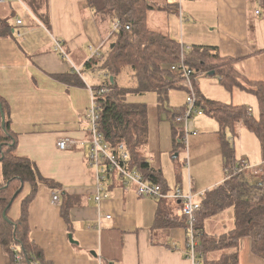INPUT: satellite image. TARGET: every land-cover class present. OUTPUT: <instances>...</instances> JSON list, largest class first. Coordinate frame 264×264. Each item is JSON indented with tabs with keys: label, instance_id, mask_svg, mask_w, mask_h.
I'll return each instance as SVG.
<instances>
[{
	"label": "crops",
	"instance_id": "obj_1",
	"mask_svg": "<svg viewBox=\"0 0 264 264\" xmlns=\"http://www.w3.org/2000/svg\"><path fill=\"white\" fill-rule=\"evenodd\" d=\"M150 3L155 9L147 13V19L153 15L156 20L161 14L162 34L179 42L186 51L196 45L211 46L217 48L221 57L233 60L241 87H235L238 92L234 96L232 92L228 105L248 106L257 115L258 100L248 87L264 85V0ZM43 10H47L48 25L42 24L22 0H0V27L2 22L8 25L4 30L8 35L0 36V100L6 104L10 128L16 136L15 152L34 162L43 178L60 186L56 190L39 187L29 203L30 240L49 264H193L187 255L181 205L175 201L164 200L162 204L140 197L133 184L124 183L112 172L104 174L102 182L108 197L99 203L94 200L96 172L87 163L91 134L86 111L92 92L104 83L103 80L94 86L92 77L97 71L105 76L96 55L98 51L102 54L110 41L111 24H98L88 0H48ZM54 39L61 42L65 56L54 50ZM208 119L203 123L199 122L200 117L192 121L196 135L188 136L185 142V162L193 161L195 177L182 182L177 176L174 185L183 193L191 191L197 202L201 194L224 181L221 142L232 144L243 128L238 125L232 134L222 131L212 117ZM60 138L73 140L74 147L59 150L56 143ZM148 145L144 150L146 160L160 172L163 186L171 190L158 165L159 145L155 148L158 164H152L153 157L146 155ZM152 149L154 145L150 144L148 152L154 154ZM182 151L173 145L172 153ZM260 154L253 157L254 165L262 163ZM208 160L211 169L200 171ZM242 161L250 164L241 159L238 165ZM24 192L20 208L28 193ZM52 192H58L60 202L68 204L65 218L62 205L52 204ZM159 207L170 226L155 224L160 219ZM223 215L206 221L210 236L213 237L210 230L216 232L214 237L229 232L226 223L232 225L233 213L225 216L226 220ZM216 222L217 228L213 225ZM251 253L249 241L243 240L239 264H264ZM0 264H12L1 246Z\"/></svg>",
	"mask_w": 264,
	"mask_h": 264
},
{
	"label": "trees",
	"instance_id": "obj_2",
	"mask_svg": "<svg viewBox=\"0 0 264 264\" xmlns=\"http://www.w3.org/2000/svg\"><path fill=\"white\" fill-rule=\"evenodd\" d=\"M22 1L42 24L48 25L47 10H43L46 9L48 0ZM88 4L92 7L98 24H111L110 41L105 51L102 54L98 51L96 55L100 68L105 73L104 83L93 91L95 102L100 108L97 129L119 159V146L122 147L127 158L121 163L126 168L139 173L147 182L158 184L164 191L167 190L161 182L160 172L152 168L144 152L149 144L147 106L129 103L126 97L131 92L143 94L153 91L162 100L168 89H184L189 93L182 74L171 69L181 62V58L191 70L195 107L215 119L222 131L234 134L237 126L241 125L252 132L258 139L264 162L263 84L248 87L258 100L257 115L248 106L224 105L208 100L198 92L195 78L212 71L229 92L233 87H241L233 69V60L221 57L217 48L211 46L196 45L186 51L169 36L150 30L147 13L155 9L150 0H88ZM115 24H118L116 29ZM5 28H8L7 22H2L1 37L8 35L4 32ZM124 72L135 81L136 87L133 89L121 86L119 76ZM100 89L105 92L98 94ZM0 104L5 117L3 130L0 116V246L9 254L12 264H17L15 256L21 257V264H49L44 260L41 249L30 240L27 207L35 198L39 187L56 190L60 186L43 178L34 162L16 154V136L10 128L9 113L2 100ZM182 112L176 113L174 117ZM172 131L175 148L185 150L182 130L174 126ZM221 143L225 179L199 196V208L193 213L198 264H239L240 244L245 239L250 243L251 254L264 262V183L250 182L243 178L242 172H238L240 165L234 156L233 145L225 140ZM103 169L104 174H116L107 163L103 164ZM25 190L28 193L22 200L19 218L8 224L4 221L2 212L10 201L12 205ZM159 202L163 204L165 201ZM59 204L62 205L61 213L65 218L69 206L63 202ZM227 209H231L233 213L232 229L222 236H210L206 231V221ZM157 216L160 219L156 220V225L170 226L164 220L163 209L160 207ZM183 217V227L187 229V219L184 215Z\"/></svg>",
	"mask_w": 264,
	"mask_h": 264
},
{
	"label": "rangeland",
	"instance_id": "obj_3",
	"mask_svg": "<svg viewBox=\"0 0 264 264\" xmlns=\"http://www.w3.org/2000/svg\"><path fill=\"white\" fill-rule=\"evenodd\" d=\"M153 15L148 16L147 24L150 30L157 31L158 33H164V22L162 21V15L157 14L156 20L153 19ZM118 28V24L114 26ZM92 77L93 85L99 86L103 83L104 74L102 72L97 71ZM119 82L122 87L133 89L136 87L135 81L130 79L125 72L119 76ZM195 84L198 87V90L202 93V95L207 98L208 100H212L214 102H219L224 105L229 104V100H231V94L233 95L237 93V90H234L235 87L231 89L229 92L220 81V78L217 76H207V75H197L195 78ZM234 90V91H233ZM166 95V96H165ZM188 93L184 89H168L166 93L162 96V100L159 99V96L153 91H147L143 94L131 92L127 95L126 100L129 103L135 104H144L147 106L148 109V119H149V135H150V143L148 145L146 155L153 157L152 164H158L157 159L158 156L156 155V147L159 145L160 147V156L158 164L161 168V174L163 179L166 181L167 185L171 186V190L173 191L174 185L178 182L177 176L179 179L181 178L183 181L186 182L191 177H195V168L193 167V161L185 162V158H187V151L183 150L179 153H172L173 145H172V127H179L182 128L181 125H176L174 122V115L176 113L182 112L186 106V97ZM235 100V98H234ZM196 112L194 111L189 118V122L195 121L200 117L199 122L203 123L205 120L208 119V115H206L202 111V115H198L197 111L201 110L199 107H195ZM205 119V120H204ZM217 126L216 124H214ZM257 137L250 131H246L244 128H240L237 135L234 136V141H232V145L236 157V161L240 162L241 159L248 160L250 162L251 168L259 167L257 164L254 165L252 162L253 157L260 153L259 149V142L257 141ZM150 144L154 145L152 154L149 151ZM177 154V155H176ZM245 155V156H243ZM260 159H258L259 161ZM264 163V162H263ZM211 161L208 160L203 164L200 171H208L209 168L211 169ZM264 171V166L261 168ZM254 171L261 172L260 169L255 168L254 170L251 169L246 172H242L241 176L247 179L250 182H262L264 183V178L261 174L254 173ZM25 194L22 193L14 200L10 209L8 210V217L10 220L16 221L19 218V206L21 201V196ZM23 198V197H22ZM224 215L222 218L226 220L225 216L229 213H232L231 209H227L223 212ZM218 215V214H217ZM217 215L214 217L216 218ZM220 217V216H218ZM220 220V219H219ZM217 225L213 224L214 227L217 228ZM229 226L228 231H230L233 227V220L232 225L231 222L226 223ZM212 235L216 234L215 231L210 230ZM214 255V254H213ZM216 256V255H214Z\"/></svg>",
	"mask_w": 264,
	"mask_h": 264
},
{
	"label": "built area",
	"instance_id": "obj_4",
	"mask_svg": "<svg viewBox=\"0 0 264 264\" xmlns=\"http://www.w3.org/2000/svg\"><path fill=\"white\" fill-rule=\"evenodd\" d=\"M17 24L20 25L21 21L17 20ZM116 25V24H115ZM114 25V26H115ZM114 29H116L114 27ZM54 50L60 55L65 56L64 49L60 41L54 39ZM173 71H179L186 81L187 88H189V93L186 97V106L181 114L174 117V122L176 125H181L180 128L183 132V141L186 145V140L188 136L196 135V131L192 130V123L189 122L190 115L195 111V89L192 85L193 79L191 78V70L187 67L185 60L181 58V62L175 66L171 67ZM98 94H103L105 91L103 89L98 90ZM99 106L95 102V95L92 92V99L89 108L86 111V117L88 124L90 126V151L88 153L87 163L95 170V184H94V200L99 203L102 199H106L108 194L102 188V182L105 178L103 164L107 163L111 170H114L117 175H119L124 183L133 184L136 188V193L140 197H147L155 200H173L177 204L181 205L182 213L187 219L188 227L186 229V248L187 255L193 264H198V255L196 251L197 242L195 239V232L193 228V218L196 210L199 208V202L196 201V195L191 191L188 193H183L180 188H175L173 191L166 190L158 184H152L147 182L139 173L129 170L121 162L127 158V155L122 151V147L119 146L121 153V159L119 156L116 157L112 153L110 146L103 140L101 133L97 129V121L99 119ZM198 115H202V111H197ZM179 128V127H177ZM75 142L69 138H60L56 143V147L61 151H66L74 147ZM240 170L238 172H246L251 169H260L261 172L254 171V173L261 174L264 178V171L261 169L264 166L262 162L259 167L251 168L246 162L242 161L240 164ZM58 192H52L51 202L53 205L58 206L60 203ZM110 219V216L106 217ZM99 229H101L100 222L98 223ZM15 262L21 264V257L15 256Z\"/></svg>",
	"mask_w": 264,
	"mask_h": 264
},
{
	"label": "water",
	"instance_id": "obj_5",
	"mask_svg": "<svg viewBox=\"0 0 264 264\" xmlns=\"http://www.w3.org/2000/svg\"><path fill=\"white\" fill-rule=\"evenodd\" d=\"M208 74L209 75H214V73L212 71L209 72ZM110 81H112V78H110ZM0 116H1V127L4 130V127H5V117H4V112H3V108H2V105L1 104H0ZM18 193H19V191L14 194L13 198H15ZM11 202L12 201L9 202V204L7 205V208H5L3 210V212H2V217H3V219H4L5 222H8V224H12L11 220L8 219L7 214H6L7 213V210L9 209V207L11 205ZM69 240H72V237L71 236H69Z\"/></svg>",
	"mask_w": 264,
	"mask_h": 264
}]
</instances>
